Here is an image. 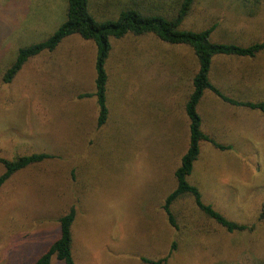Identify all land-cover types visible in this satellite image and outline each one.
I'll return each instance as SVG.
<instances>
[{
    "label": "rangeland",
    "instance_id": "374dc122",
    "mask_svg": "<svg viewBox=\"0 0 264 264\" xmlns=\"http://www.w3.org/2000/svg\"><path fill=\"white\" fill-rule=\"evenodd\" d=\"M93 11L108 14L90 0ZM67 0H0V156L47 153L0 188V264H31L75 208V264H264V113L205 91L204 129L230 145L202 142L187 180L202 200L250 229L227 231L190 196L176 201L177 228L162 209L187 145L183 101L195 60L186 46L151 35L113 40L110 114L96 127L93 42L78 35L27 60L10 82L2 71L19 47L47 38L65 20ZM213 38L264 40V0H196L182 23ZM212 82L224 94L264 100V53L216 56ZM3 167L0 164V173ZM173 242L174 245H173ZM51 264H63L52 259Z\"/></svg>",
    "mask_w": 264,
    "mask_h": 264
},
{
    "label": "trees",
    "instance_id": "16d2710c",
    "mask_svg": "<svg viewBox=\"0 0 264 264\" xmlns=\"http://www.w3.org/2000/svg\"><path fill=\"white\" fill-rule=\"evenodd\" d=\"M196 0H104L98 3L109 13L97 16L90 0H67L65 20L47 38L19 47L13 61L2 71V80L10 82L22 65L30 58L44 52L53 51L68 36L78 35L84 40L93 42L94 58V89L82 93L79 97H94L96 104V127L103 126L109 117V86L113 81L110 70L115 61L112 60L113 40H122L127 36L142 37L151 35L166 46H186L195 60V69L183 101L184 114L188 121L187 145L180 155V161L173 171L175 187L165 196L162 209L168 223L177 228L176 212L173 205L179 199L190 196L198 209L208 218L227 231L250 229L245 223L230 220L211 204L202 200L197 186L187 178L193 170L198 158L202 142H209L219 149H229L209 134L203 126L198 112V105L205 91H210L224 102L243 105L264 113V100H240L221 92L212 82V68L216 56H236L252 58L264 53V40H252L243 44L230 40L214 39V29L218 23L199 30L183 28L181 25L189 14ZM242 7L249 8L259 5V0H237ZM49 157L47 153H31L17 155L11 159L0 156L3 171L0 173V188L14 173L25 167L36 164ZM75 208L71 206L58 218V234L31 264H51L52 259L63 264H75L72 254L73 223ZM261 217H264V213ZM175 242H173L174 245ZM150 264H159L166 258L153 260L142 257Z\"/></svg>",
    "mask_w": 264,
    "mask_h": 264
}]
</instances>
